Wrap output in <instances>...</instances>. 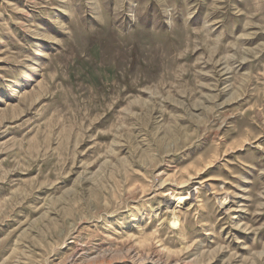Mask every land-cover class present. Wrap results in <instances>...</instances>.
Wrapping results in <instances>:
<instances>
[{"label": "rangeland", "instance_id": "374dc122", "mask_svg": "<svg viewBox=\"0 0 264 264\" xmlns=\"http://www.w3.org/2000/svg\"><path fill=\"white\" fill-rule=\"evenodd\" d=\"M0 264H264V0H0Z\"/></svg>", "mask_w": 264, "mask_h": 264}, {"label": "bare ground", "instance_id": "6f19581e", "mask_svg": "<svg viewBox=\"0 0 264 264\" xmlns=\"http://www.w3.org/2000/svg\"><path fill=\"white\" fill-rule=\"evenodd\" d=\"M81 256V255H80ZM76 262V261H75Z\"/></svg>", "mask_w": 264, "mask_h": 264}]
</instances>
